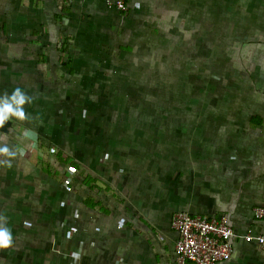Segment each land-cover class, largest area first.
I'll use <instances>...</instances> for the list:
<instances>
[{
    "label": "crops",
    "instance_id": "1",
    "mask_svg": "<svg viewBox=\"0 0 264 264\" xmlns=\"http://www.w3.org/2000/svg\"><path fill=\"white\" fill-rule=\"evenodd\" d=\"M128 5L0 0V105L26 100L0 131V264H177V213L264 233V0Z\"/></svg>",
    "mask_w": 264,
    "mask_h": 264
},
{
    "label": "built area",
    "instance_id": "2",
    "mask_svg": "<svg viewBox=\"0 0 264 264\" xmlns=\"http://www.w3.org/2000/svg\"><path fill=\"white\" fill-rule=\"evenodd\" d=\"M106 1L121 13L129 10L128 0ZM254 216L264 219V207L256 208ZM172 227L179 234L177 264H224L233 254L232 241L238 239L256 242L264 250V233L240 236L225 216L209 218L177 213L172 218Z\"/></svg>",
    "mask_w": 264,
    "mask_h": 264
},
{
    "label": "clouds",
    "instance_id": "3",
    "mask_svg": "<svg viewBox=\"0 0 264 264\" xmlns=\"http://www.w3.org/2000/svg\"><path fill=\"white\" fill-rule=\"evenodd\" d=\"M26 100L20 88L14 90V95L12 96V103H4L0 105V127H3L5 120L9 116H14L19 120L25 119V113L23 111V105ZM31 101L29 100V103ZM7 149H0V154H6ZM11 165H9L10 167ZM11 243V232L6 229H0V248L7 247Z\"/></svg>",
    "mask_w": 264,
    "mask_h": 264
},
{
    "label": "water",
    "instance_id": "4",
    "mask_svg": "<svg viewBox=\"0 0 264 264\" xmlns=\"http://www.w3.org/2000/svg\"><path fill=\"white\" fill-rule=\"evenodd\" d=\"M10 126H11V122L7 119L5 120L3 127H0V131L6 134L8 133V129Z\"/></svg>",
    "mask_w": 264,
    "mask_h": 264
},
{
    "label": "rangeland",
    "instance_id": "5",
    "mask_svg": "<svg viewBox=\"0 0 264 264\" xmlns=\"http://www.w3.org/2000/svg\"><path fill=\"white\" fill-rule=\"evenodd\" d=\"M188 44H190V42H188ZM190 46H188V49H189Z\"/></svg>",
    "mask_w": 264,
    "mask_h": 264
}]
</instances>
